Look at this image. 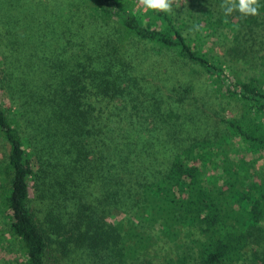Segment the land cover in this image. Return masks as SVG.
Wrapping results in <instances>:
<instances>
[{"label":"trees","instance_id":"16d2710c","mask_svg":"<svg viewBox=\"0 0 264 264\" xmlns=\"http://www.w3.org/2000/svg\"><path fill=\"white\" fill-rule=\"evenodd\" d=\"M8 1L0 0V21L12 12ZM221 2L187 0L185 13L175 17L145 11L139 0H83L88 19L82 16L80 27L54 26L57 34L64 30L61 49L51 46L55 32L49 27L34 32L31 39L38 40L23 44L24 52L21 41L6 42L0 30V90L9 98L14 47L23 54L19 92L9 108L0 100V136L10 147L0 165V219L19 241L27 264H49L53 235L63 248L73 244L97 258L105 251L117 264H156L150 251L160 241L176 251L166 264H242L250 256L264 264V176L255 169L264 156V0L254 17H225ZM3 29L11 34L9 26ZM132 40L150 45L158 56L169 53L203 69L215 93L241 105L240 116L217 119V128L224 125L225 131L215 136L175 133L182 139L163 140L179 146L167 149L161 168L134 170L131 156L139 142L131 132L138 117L131 114L122 120L125 127H110L113 114L93 101L131 95L136 101L137 79L130 70L143 78L167 74L164 60L136 54ZM211 40L212 51L219 48L224 55L204 51ZM240 62L248 70L239 72ZM178 84L183 89L178 104L195 98L193 85ZM161 120L184 130L172 110ZM235 139L258 158L233 157ZM42 163L52 171L57 192L62 190L57 205L69 218L49 212L41 222L32 211L31 190L43 177ZM116 210L124 217L110 221Z\"/></svg>","mask_w":264,"mask_h":264},{"label":"rangeland","instance_id":"374dc122","mask_svg":"<svg viewBox=\"0 0 264 264\" xmlns=\"http://www.w3.org/2000/svg\"><path fill=\"white\" fill-rule=\"evenodd\" d=\"M186 2L187 0H177L179 7L174 5L171 14L177 17L179 13H185L187 10L185 7ZM7 4V7L10 8L12 12H10L9 16L0 21V30L5 33L4 38L6 42L15 43L21 41L19 43L21 52H24L23 49L21 50L23 44L31 45L38 40V37H32L31 39V35L34 32L38 31L45 33L44 31L47 27L50 28V31L55 32V37L52 39L51 46H55L56 48L61 47L64 38L59 39V35L64 30H60L59 34H57V31L54 30V26L62 24L80 27L83 20L82 16L86 17L84 12L87 9L83 4V0H12L11 3L8 1ZM4 24L10 27V35H7L6 30L3 29ZM104 29L109 30V32L111 30V33L113 30L110 27H105ZM21 31H27V34L25 35ZM222 39L224 40V36ZM47 41L48 39H46V43ZM129 45L132 49H138L135 50L136 54L138 52L141 54H144V52L146 54L151 53L154 61H157L158 58L164 60L165 64L163 66L166 67L165 72L167 74L162 79L156 74L153 77L148 76L147 78H143L139 70L133 72L130 70L133 74H131V77L137 79L136 82H134L136 86L134 98L137 99L136 101H133V95L113 100L93 97V101L95 105L98 106L97 109H100L103 105L102 111L106 115L113 114L114 126L109 125L110 127H125L122 120H124L125 117H130L131 114L138 117V121H136V119L134 121L136 126L131 132L135 141L139 142V145L135 147V153H132L133 157L131 156V166L134 170L139 169V167L161 168L164 163L163 161L168 159L169 156L167 149H171V152L175 151L179 146L174 145V143L164 144L163 142L164 139L173 141L177 137L175 133H179L182 138L215 136L218 131L219 133L225 131L224 125L217 128V124L219 123L217 119L240 116L242 111L241 105L236 104L230 99H223L215 93L210 78L204 73L203 69L192 64H187L169 53H163L158 56L151 51L150 45L144 47L143 44H140L138 41L133 42L132 40L129 42ZM212 47L213 41L211 40L203 49L210 55H216L217 53L218 55H224L222 51H218L219 48L213 49L212 51ZM14 49V51L18 53L17 57L14 59L15 66L8 69V84L12 85L11 98H9L3 90H0V100L6 108L12 106L11 99L17 96V92H19L21 86L20 80L18 79L19 67L17 65L19 58H22L23 54H21L17 48L14 47ZM132 49L131 55L134 57V50ZM155 49L156 48L153 50ZM156 50L159 52L160 49L158 48ZM241 69H247V65L243 62L238 64L237 70L239 72L245 71H241ZM233 70L232 68V71ZM176 83L185 86L193 85L194 93L192 95H194L195 98H191L183 104H178L176 96L178 93L182 92L183 89L176 88ZM139 95L140 99H138ZM192 95L190 97H192ZM135 108L136 110H133ZM171 110L178 114L179 119L181 118V124L184 129L183 131L180 130L182 133L178 132L177 128L166 127L165 124L163 125L162 123L161 118L163 116H168ZM180 136L177 138H181ZM233 143V157L236 159L246 158L249 162H252V160L258 158L247 152L246 147L239 139H235ZM9 150L10 147L8 143L0 136V165L7 161ZM90 151H92L91 147ZM83 158L84 157H76V160H81ZM98 158L102 160L101 156H98ZM258 161L259 162H255V169L259 176L262 177L264 176V156ZM89 163V166H92V159ZM94 171H96V169L93 168L87 173L90 175L94 173ZM54 182L52 171L47 167V163L43 164V177H41L31 190L33 198L31 208L38 221H45L49 212H54L55 214L63 216V218H69L70 216L64 209L57 205V203L60 202L57 197L63 198V194L61 189L57 192ZM88 209L89 206L85 207V212L88 211ZM124 215L125 214L121 210H116L113 217L110 218V221L123 218ZM8 231L9 228L5 224V220L0 219V264H27V258L22 251L19 241L12 237ZM52 237L54 243L47 255L49 264H117L105 251L99 252L100 256L97 258L95 254L91 255L90 251L85 248L75 247L73 244H69L67 248H63L58 242V237L56 235ZM165 243L166 242L160 241L158 245L153 247L150 251L151 257L156 264H166L165 260L167 257H176L174 247H169ZM260 251L262 252L263 248H261ZM242 264H254L252 256L248 257Z\"/></svg>","mask_w":264,"mask_h":264},{"label":"clouds","instance_id":"9594fccd","mask_svg":"<svg viewBox=\"0 0 264 264\" xmlns=\"http://www.w3.org/2000/svg\"><path fill=\"white\" fill-rule=\"evenodd\" d=\"M145 11L172 13L173 6L179 7L177 0H139ZM220 8L225 17L239 14L243 17L257 16L260 12L259 0H222Z\"/></svg>","mask_w":264,"mask_h":264}]
</instances>
